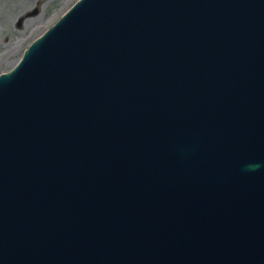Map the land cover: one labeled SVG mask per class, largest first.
<instances>
[{"label": "water", "instance_id": "95a60500", "mask_svg": "<svg viewBox=\"0 0 264 264\" xmlns=\"http://www.w3.org/2000/svg\"><path fill=\"white\" fill-rule=\"evenodd\" d=\"M0 264H264V0H74L31 39Z\"/></svg>", "mask_w": 264, "mask_h": 264}, {"label": "rangeland", "instance_id": "374dc122", "mask_svg": "<svg viewBox=\"0 0 264 264\" xmlns=\"http://www.w3.org/2000/svg\"><path fill=\"white\" fill-rule=\"evenodd\" d=\"M74 0H0V71Z\"/></svg>", "mask_w": 264, "mask_h": 264}, {"label": "clouds", "instance_id": "9594fccd", "mask_svg": "<svg viewBox=\"0 0 264 264\" xmlns=\"http://www.w3.org/2000/svg\"><path fill=\"white\" fill-rule=\"evenodd\" d=\"M261 166L259 164H252L249 165L246 171H256L260 168Z\"/></svg>", "mask_w": 264, "mask_h": 264}]
</instances>
